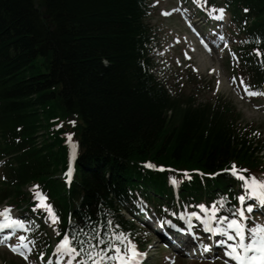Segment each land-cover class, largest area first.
<instances>
[{
  "label": "trees",
  "instance_id": "16d2710c",
  "mask_svg": "<svg viewBox=\"0 0 264 264\" xmlns=\"http://www.w3.org/2000/svg\"><path fill=\"white\" fill-rule=\"evenodd\" d=\"M224 4L246 37L238 75L262 89L264 0ZM151 8V0H0V203L28 209L44 191L61 229L80 240L110 221L143 241L119 214L139 196L175 207L174 178L187 206L214 196L233 204L236 181L225 170L264 173V139L232 103L174 93L151 73ZM71 132L80 153L67 186Z\"/></svg>",
  "mask_w": 264,
  "mask_h": 264
},
{
  "label": "snow or ice",
  "instance_id": "6c2138e0",
  "mask_svg": "<svg viewBox=\"0 0 264 264\" xmlns=\"http://www.w3.org/2000/svg\"><path fill=\"white\" fill-rule=\"evenodd\" d=\"M223 11V9H220L221 15ZM257 54H259L258 50ZM248 94L258 95L255 92H249ZM70 138L71 134H69ZM146 167L154 168L156 166L149 163ZM228 171L231 172L234 178L243 181L241 187L244 189V194L237 196V206L228 209V215L224 217V220L227 221L226 228L214 229L211 222L216 217L210 215L204 221L205 230L226 237V240L218 241V245L224 249L220 258L225 260V264H230V262H235V264H264V226L257 224L255 217L252 215L254 208L264 209V181L257 179L255 176L245 177L241 173L247 170L237 169L235 165H232ZM65 176L70 182L72 178L71 168L65 173ZM171 183L175 185L177 181L173 178ZM37 198L41 201L38 207L44 209L49 214L52 222L55 223L59 218L53 207L45 203L47 197L37 193ZM199 207L205 212L208 211L204 205ZM212 211L215 213L216 208L213 207ZM8 213L9 209L7 208L3 213H0V216L5 218L0 222V232H3L4 229H12L14 234L17 229L28 230L25 221L13 219ZM261 215H264V211L261 212ZM249 220L252 221L251 226L248 224ZM85 235L89 234L85 233ZM8 239L9 236L4 237L5 242ZM19 239L23 241L25 237L20 236ZM116 239H119L120 243H115L112 239L106 241L97 234L91 235L89 240L84 241L80 240L74 233H66L60 240L56 252L59 256L67 257L68 264H73L76 257L81 255L83 256L81 264H138L140 257L145 254L140 253L130 241L125 244L126 237L123 233L117 236ZM85 243H87V248L84 247ZM9 247L14 253L18 252L27 259V255L19 246L9 245ZM23 248L28 249L29 253L31 252L27 244H24ZM205 250L209 251L210 248Z\"/></svg>",
  "mask_w": 264,
  "mask_h": 264
},
{
  "label": "rangeland",
  "instance_id": "374dc122",
  "mask_svg": "<svg viewBox=\"0 0 264 264\" xmlns=\"http://www.w3.org/2000/svg\"><path fill=\"white\" fill-rule=\"evenodd\" d=\"M181 0H153L154 13L149 23L155 28L159 35L157 48L154 52L158 75L168 78L169 87L173 91H179V84L173 78L176 71L182 72L186 86V92L193 91L187 83V76L192 70L195 76L204 81L198 92L200 102H206L214 97H221L231 102L242 113V124L256 126L261 130L260 136L264 139V104L255 98H251L241 89H238L235 82L231 81L234 76L232 72L230 53L223 56L215 53L211 56L200 55L193 38L186 32L184 22L178 16H170L168 12L175 9ZM227 18H229L227 16ZM213 68L215 72L210 73ZM45 71L44 68L41 69ZM2 205H0L1 207ZM161 253L162 250H160ZM29 264H40L34 254L30 257ZM20 261L17 257L11 256L8 252L0 251V264H7L11 261ZM26 262V261H25ZM178 264H195L192 261L179 260Z\"/></svg>",
  "mask_w": 264,
  "mask_h": 264
}]
</instances>
